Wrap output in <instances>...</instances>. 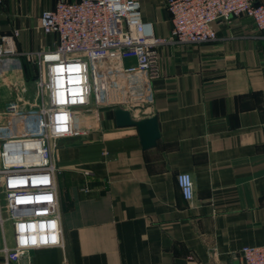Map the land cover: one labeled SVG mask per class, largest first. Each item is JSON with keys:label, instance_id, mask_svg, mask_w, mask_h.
<instances>
[{"label": "crops", "instance_id": "crops-1", "mask_svg": "<svg viewBox=\"0 0 264 264\" xmlns=\"http://www.w3.org/2000/svg\"><path fill=\"white\" fill-rule=\"evenodd\" d=\"M57 1L0 0V37L19 54L0 66V116L8 101L33 102L26 55L53 47L38 17ZM137 2L152 34L167 37L165 0ZM213 28L212 42L156 47V76H129L125 99L92 96L79 111L76 137L54 150L61 246L30 251V264H239L242 246L264 245V34L243 16ZM116 109L155 118L154 145L117 127ZM19 120L0 126V140ZM182 172L190 201L175 183ZM5 223L0 263L12 246Z\"/></svg>", "mask_w": 264, "mask_h": 264}, {"label": "built area", "instance_id": "built-area-1", "mask_svg": "<svg viewBox=\"0 0 264 264\" xmlns=\"http://www.w3.org/2000/svg\"><path fill=\"white\" fill-rule=\"evenodd\" d=\"M164 6L169 15L165 38L152 34L137 0H58L39 14V29L54 37V45L26 55L36 70L33 102L24 108L8 101L2 111L23 122L0 140V189L6 210L0 223L9 222L12 241L10 248L3 247L0 264H30V251L61 246L55 143L76 137L75 120L90 97L96 102L104 97L125 99L131 88L129 76H156V47L166 42H212L214 25L232 17L248 18L264 34V4L257 0H165ZM15 56L19 54L12 37H0V66ZM129 59L133 64L124 66ZM26 118L29 121L24 122ZM175 183L182 198L190 201V176L178 173ZM238 262L264 264V245L242 246Z\"/></svg>", "mask_w": 264, "mask_h": 264}, {"label": "water", "instance_id": "water-1", "mask_svg": "<svg viewBox=\"0 0 264 264\" xmlns=\"http://www.w3.org/2000/svg\"><path fill=\"white\" fill-rule=\"evenodd\" d=\"M113 115L117 127L134 126L136 128L142 148H148L154 145L158 137L155 118L152 117L134 122L130 120L128 112L121 109L114 110ZM233 264H237V262Z\"/></svg>", "mask_w": 264, "mask_h": 264}, {"label": "rangeland", "instance_id": "rangeland-1", "mask_svg": "<svg viewBox=\"0 0 264 264\" xmlns=\"http://www.w3.org/2000/svg\"><path fill=\"white\" fill-rule=\"evenodd\" d=\"M25 94H27L28 96V93L27 92H24ZM25 99H27V97H25ZM28 105L27 104H24V108H27ZM10 119V122L11 121H16L18 120V117L16 115H13L11 117L7 116H0V126H5L7 123H8V120ZM20 122H23V120H19ZM25 121H29L27 118L24 119V122ZM0 216L5 219L6 217V210H5V199H4V195L2 194L1 192V189H0ZM5 225H7L9 227V222L5 220ZM10 229V228H9Z\"/></svg>", "mask_w": 264, "mask_h": 264}, {"label": "clouds", "instance_id": "clouds-1", "mask_svg": "<svg viewBox=\"0 0 264 264\" xmlns=\"http://www.w3.org/2000/svg\"><path fill=\"white\" fill-rule=\"evenodd\" d=\"M182 180H183L184 183H187L188 178L187 177H184V178H182Z\"/></svg>", "mask_w": 264, "mask_h": 264}]
</instances>
